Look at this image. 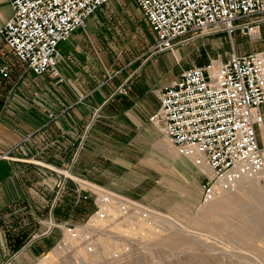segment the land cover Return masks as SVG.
<instances>
[{
    "label": "crops",
    "instance_id": "crops-1",
    "mask_svg": "<svg viewBox=\"0 0 264 264\" xmlns=\"http://www.w3.org/2000/svg\"><path fill=\"white\" fill-rule=\"evenodd\" d=\"M107 4L60 44L59 76L33 74L0 34V69L6 67L5 74L0 72V208L39 195L46 185L52 191L40 222L44 231L20 247L33 229L22 225L23 218L18 220L19 208L1 214L0 264H36L53 245L50 237L56 227L48 229L51 220L62 226L86 219L93 210L92 197L76 179L158 211L171 212L166 201L171 191L181 194L171 196L179 197L182 206L201 201L209 168L177 155L149 120L159 107L160 89L183 69L174 67L165 50L149 48L132 57L128 30H112ZM138 9L120 7L118 15L131 17L133 26ZM11 15L10 0H0V28ZM257 40L248 52L264 50V19ZM157 75L166 78L154 85L152 77ZM260 112L256 135L264 147V105ZM186 182L197 188L192 195ZM9 213L16 217L11 226Z\"/></svg>",
    "mask_w": 264,
    "mask_h": 264
},
{
    "label": "built area",
    "instance_id": "built-area-1",
    "mask_svg": "<svg viewBox=\"0 0 264 264\" xmlns=\"http://www.w3.org/2000/svg\"><path fill=\"white\" fill-rule=\"evenodd\" d=\"M111 1L10 0L12 15L4 21L0 34L33 74L59 76L60 44L83 29L87 19ZM133 1L153 31L154 48L159 51H172L185 39L218 31L229 36L239 31L255 37L264 19V0ZM5 69L0 72L5 74ZM159 101L150 121L178 155L191 159L197 167L209 168L202 184V203L235 190L242 179L253 178L264 169V149L256 135L264 105V50L233 53L222 62L186 68L163 85ZM84 184L93 198L94 210L82 223L63 224L54 248L81 246L93 254L98 251V233H115V228L121 241L110 257L123 260L132 251L135 227L142 234L147 224L168 219L139 200ZM55 225L51 220L48 229Z\"/></svg>",
    "mask_w": 264,
    "mask_h": 264
},
{
    "label": "rangeland",
    "instance_id": "rangeland-1",
    "mask_svg": "<svg viewBox=\"0 0 264 264\" xmlns=\"http://www.w3.org/2000/svg\"><path fill=\"white\" fill-rule=\"evenodd\" d=\"M132 5L138 9L133 0H112L104 9L112 12L110 21L113 31H118L121 27L128 30L130 49L132 47V57H134L149 48L154 51L156 39L145 19L141 17L139 9L137 21L133 26L131 17L118 15L120 7L131 10ZM123 19L125 22L121 23ZM111 36H113L112 41L117 42V36L114 33ZM257 42V35L240 38L236 34L229 36L218 31L185 39L178 43L174 50L165 51L170 53L174 67L184 70L200 63L225 61L233 53H241L242 50L248 52ZM164 55L166 54L163 53ZM171 68L170 66L169 70ZM165 78L164 75H157L152 77L151 82L157 85L160 81L164 82ZM156 128L162 133L157 126ZM164 137L171 143L165 135ZM74 181L78 187L82 185V188L88 190L84 184L86 181L80 182L78 179ZM185 184L189 194L192 195L193 190L197 188H193L191 183ZM51 195L50 186L46 185L42 187L41 194L33 197L28 195L25 198L27 201L13 200L8 206L0 208V219L1 214L8 209L12 213L19 208L21 216L17 213L16 217L18 220L23 218L22 225H28L33 229L22 244L30 237L37 236L40 230L44 231L40 222L46 218V204ZM158 195H164V192ZM168 195L170 196L166 200L167 207L171 208L169 209L171 212L159 210L168 219L159 218L154 221V225L147 224L148 228L144 229L142 234L137 233L138 227H135L132 232L134 237L132 251L125 259L113 260L110 257L111 251L117 248L121 241L119 229L114 228L115 233L105 231L98 233V251L87 254L81 246L55 249L54 245L62 233L61 224L56 223L57 225L53 226L56 228L50 237L53 245L47 253L39 257L36 264H264V169L253 178L242 179L235 190L222 192L209 203L197 201L191 207L182 206L179 197L171 196L181 195L180 193L171 191ZM91 202L94 210L93 198ZM9 216L10 223L7 225L11 226L16 217L12 219L10 213ZM34 221L36 226H32ZM140 227L142 228L143 225Z\"/></svg>",
    "mask_w": 264,
    "mask_h": 264
},
{
    "label": "bare ground",
    "instance_id": "bare-ground-1",
    "mask_svg": "<svg viewBox=\"0 0 264 264\" xmlns=\"http://www.w3.org/2000/svg\"><path fill=\"white\" fill-rule=\"evenodd\" d=\"M178 155V154H177ZM201 167H203V166H201ZM223 201V200H222ZM224 202V201H223ZM222 205H223V203H222ZM215 206V205H214ZM213 206V207H214ZM243 206V205H242ZM223 206H221V208H222ZM216 208V207H215ZM238 208V207H237ZM236 208V209H237ZM216 209H218V208H216ZM245 212H247L246 210H244ZM246 214V213H245ZM246 216V215H245ZM246 219H248V216H247V218ZM255 220V219H254ZM247 221H249V220H247ZM246 222V221H245ZM250 222V221H249ZM251 223V222H250ZM252 223H254V222H252ZM253 226H255V225H253ZM248 227H250V226H248ZM251 228V227H250ZM250 230V229H249ZM240 233V232H239ZM248 234V233H247ZM241 235V234H240ZM248 238V237H247ZM55 249H57V248H55ZM54 251H56V250H54Z\"/></svg>",
    "mask_w": 264,
    "mask_h": 264
},
{
    "label": "trees",
    "instance_id": "trees-1",
    "mask_svg": "<svg viewBox=\"0 0 264 264\" xmlns=\"http://www.w3.org/2000/svg\"><path fill=\"white\" fill-rule=\"evenodd\" d=\"M26 238H27V235H25V237H24V239H23V240H26ZM23 240H22V239L20 240V242H19V247L21 246V244H22ZM17 247H18V246H17Z\"/></svg>",
    "mask_w": 264,
    "mask_h": 264
}]
</instances>
